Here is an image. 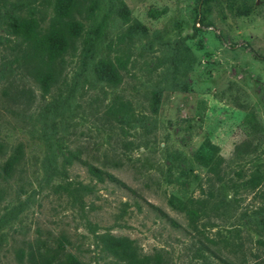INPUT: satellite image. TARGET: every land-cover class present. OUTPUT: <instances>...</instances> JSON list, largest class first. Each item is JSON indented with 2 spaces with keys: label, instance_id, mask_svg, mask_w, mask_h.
I'll use <instances>...</instances> for the list:
<instances>
[{
  "label": "rangeland",
  "instance_id": "374dc122",
  "mask_svg": "<svg viewBox=\"0 0 264 264\" xmlns=\"http://www.w3.org/2000/svg\"><path fill=\"white\" fill-rule=\"evenodd\" d=\"M94 1L95 56L83 61L79 39L44 93L11 25L34 18L45 33L53 0H0V166L21 150L0 179V264L59 243L84 264H116L100 233L168 264H264V202L243 183L264 164V0ZM103 58L123 61L119 84L98 78ZM205 140L217 174L199 162ZM78 183L91 193L62 189Z\"/></svg>",
  "mask_w": 264,
  "mask_h": 264
},
{
  "label": "trees",
  "instance_id": "16d2710c",
  "mask_svg": "<svg viewBox=\"0 0 264 264\" xmlns=\"http://www.w3.org/2000/svg\"><path fill=\"white\" fill-rule=\"evenodd\" d=\"M95 4L94 0H53L48 29L43 34L39 31V22L34 18H23L11 25L14 34L21 39L22 52L26 57H32V76L44 93L49 91L59 77L60 71L55 66L56 61L68 48H74L79 39H81L83 61L95 56L105 27L104 18L99 22L95 21ZM121 9V16L126 22L129 21L126 7L122 5ZM76 15H84V19L89 21V28H85L82 22L76 21ZM123 64L122 60L101 59L96 67L98 78L109 85L119 84L121 81L119 71ZM201 149L204 154L199 156L200 164L206 168L207 172L217 174L222 161L218 154V147L205 140ZM20 157V149L9 156L0 166V179L6 180L11 176ZM83 165L98 182L109 181L121 184L116 178L96 167L88 163ZM237 177L243 179V172H238ZM243 183L244 188L259 191V197L264 202V164L256 166L249 178L243 180ZM236 185H238L236 182L233 183V188ZM62 189L68 195L73 196L92 191L88 186L80 183L72 188L64 186ZM190 211L195 212L193 208ZM94 240L99 252L112 258L116 264H168L169 261L163 250H156L150 255L142 254L134 241L128 237H115L110 233H100L94 235ZM28 260L30 264H84L76 255L67 252L61 243L56 248L43 246L31 250Z\"/></svg>",
  "mask_w": 264,
  "mask_h": 264
}]
</instances>
